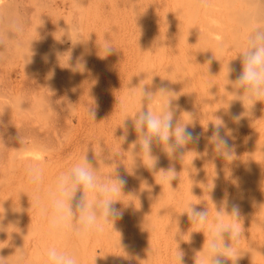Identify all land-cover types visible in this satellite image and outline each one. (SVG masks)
<instances>
[{
	"label": "rangeland",
	"instance_id": "obj_1",
	"mask_svg": "<svg viewBox=\"0 0 264 264\" xmlns=\"http://www.w3.org/2000/svg\"><path fill=\"white\" fill-rule=\"evenodd\" d=\"M201 3L200 0H0V112H3L0 135L5 143L0 142V205L5 210L0 214V256L7 258L5 264H16L21 251L24 264H45V252L50 246L74 253L78 264H179L178 247L185 253L184 264H195V256L199 264L206 254L202 243L208 236V228L196 224L194 227L187 216V207L192 203L201 209L208 206L211 224L225 198L230 205L239 203V223L244 228V237L236 245L244 257L237 264H264V103L257 102L249 114L251 103L245 100L243 105L231 83L242 70L239 54L246 47L248 35L255 27L264 28V0ZM202 9L209 15L213 13V21H219L213 24V33L217 34L213 35V47L211 42H201L206 38L199 31L200 40L196 37ZM190 14L198 15L195 18ZM108 46L114 50L106 56ZM200 46L212 53L204 55L212 56L205 58ZM185 60L189 66L183 63ZM209 85L210 90L206 88ZM142 87L153 93L160 88L173 93L164 97L157 92L147 105L146 101L141 102ZM169 97L175 99L172 105L176 108V118L188 124V130L199 139L187 145L186 151L190 152L183 161L170 159L160 147L154 146L153 155L159 159L151 171L147 167L151 166L150 159L143 156V161L139 156L134 159L139 146L133 148L138 137L132 119L141 108L148 107L161 114ZM90 108L94 118L89 114ZM233 116H240L238 123L233 121ZM219 117L232 130L229 142L234 146L233 161L217 157L208 141ZM19 136L27 149L23 159L17 158ZM85 154L102 179L115 170L126 180L124 195L117 197L122 202L115 205L123 212L122 218L115 221L114 227L109 222L103 233L85 239L68 232L51 233L48 217L42 213L49 202L48 193L54 188L57 176L81 162ZM29 165H39L44 170L39 188L28 182ZM169 166L176 167L178 173L176 180L171 181L173 185L160 179L162 173H154ZM37 195L39 203L35 201ZM227 210L231 211V207ZM221 218L226 222L233 219L227 214Z\"/></svg>",
	"mask_w": 264,
	"mask_h": 264
},
{
	"label": "clouds",
	"instance_id": "obj_2",
	"mask_svg": "<svg viewBox=\"0 0 264 264\" xmlns=\"http://www.w3.org/2000/svg\"><path fill=\"white\" fill-rule=\"evenodd\" d=\"M259 10H257V15ZM19 30V28H18ZM114 48H105L106 56L113 52ZM242 70L235 81H231L233 92L238 100H247L251 103L250 110L257 102L264 103V28L255 27L247 37V44L239 54ZM105 56V57H106ZM232 71L229 68V73ZM157 92L164 94L173 93L160 88ZM141 89V102L146 101L151 104L156 93ZM167 100L161 114L157 115L148 107L141 110L132 119V126L137 134V140L133 143V148L139 146V152L133 154L134 159L139 156L142 161L147 157L152 161L149 170H154L158 162V157L153 155V147H160L170 159H180L183 161L186 147L199 137H194L188 130V124L176 118V108L172 101ZM3 112H0L2 114ZM89 114L94 118V111L89 109ZM240 116H234L233 121L239 122ZM219 123L213 124L212 134L208 137L209 143L213 146L215 153L224 159L234 156V146L230 144L232 130L228 129L227 124L222 118H218ZM0 126L3 121L0 120ZM20 147L17 151V158L23 159L24 152L27 150L21 136H19ZM0 142L4 143L2 135ZM5 144V143H4ZM142 154V155H141ZM144 163V162H143ZM145 165V163H144ZM161 179L171 185V181L176 179L178 173L175 168L170 166L168 169H160ZM28 182L39 188L44 179V170L39 165H29L26 168ZM126 180L116 174L110 175L107 179H102L98 175L97 168H94L88 160L86 154L81 162L72 165L66 172L60 173L55 181L54 188L48 193V204L42 209V213L48 217L49 231L51 233L68 232L76 238L85 239L92 234H100L105 230V225L109 222L114 223L122 218L123 212L115 205L122 202L119 197L124 195L123 189ZM77 193H80L77 197ZM39 203L40 197H35ZM231 207V211L227 209ZM3 209L0 214L5 210ZM217 211V210H216ZM191 224H196L200 228L207 226L208 236L205 239L206 250L203 244L202 250L206 254L199 260V264H237L243 255L240 254L236 245L244 237V228L239 223L240 209L235 203H231L227 198L221 202L220 210L217 211L216 219L209 224V212L207 207L197 208L195 204L188 206L186 212ZM222 214H227L233 219L225 221L221 218ZM203 232V231H200ZM200 250V251H202ZM199 251V252H200ZM185 253L178 248L177 260L179 264H184ZM7 258L0 256V264H5ZM24 253L21 251L16 256V264H24ZM45 264H78V258L74 253L60 250L55 246H50L45 252ZM195 264H197L195 256Z\"/></svg>",
	"mask_w": 264,
	"mask_h": 264
},
{
	"label": "bare ground",
	"instance_id": "obj_3",
	"mask_svg": "<svg viewBox=\"0 0 264 264\" xmlns=\"http://www.w3.org/2000/svg\"><path fill=\"white\" fill-rule=\"evenodd\" d=\"M201 1H203V0H200V3H201ZM204 1H205V0H204ZM204 1H203L200 5H203V4H204ZM207 1H209V0H207ZM211 1H212V0H211ZM191 2H192V1H191ZM196 2H197V0H196ZM207 3H208V2H207ZM212 3H213V2H212ZM212 3L210 2V6H211ZM190 5H191V4H190ZM212 5H213V4H212ZM192 7H193V6H192ZM200 7H202V6H200ZM205 7H207V6H204V8H205ZM197 9H198V8H197ZM212 9H213V7L211 8V10H212ZM202 10H203V9H202ZM206 10H208V9H206ZM211 10H210V12H212ZM190 11H191V10H190ZM192 11H193V10H192ZM195 11H196V10H195ZM208 11H209V10H208ZM196 13H197V11H196ZM202 13H203V14H202ZM215 13H216V12H215ZM218 13H219V12H218ZM223 13H224V12H223ZM211 14H213V13H211ZM211 14H210V15H211ZM221 14H222V13H221ZM191 15H192V14H190V17H191ZM197 15H198V14H196V17H197ZM200 15H201V20H200V19H199V20H200L201 22H199V24L196 22L198 25H200V27L198 26V27H199V28H198L199 30L196 29V30H197L196 33H198V36L196 35V37L199 38V36H200V35H199V32H200V34H201L202 36H204V37L206 38V40H207V38H209L208 41H206L204 38H202L203 40H205V42H204V41H201V42L204 43V44H208V42H211V44H210V43H209V44H210V46L212 45V47H213L212 41H213V43H214L213 35L215 34V32L213 33V26H214L213 24H216V23L219 22L218 20L215 19L218 15H217V16L215 15V16H216V17L214 18L215 21H213V16H212V15L210 16L209 13H207V12L205 11V9L203 10V12H201ZM192 16H193V15H192ZM193 17H195V16H193ZM196 17H195V18H196ZM198 17H199V16H198ZM218 17H219V16H218ZM218 17H217V18H218ZM195 18H193V19H195ZM199 18H200V17H199ZM221 18H222V17H221ZM225 18H226V17H225ZM193 19H192V20H193ZM189 20H190V19H189ZM222 20H223V19H222ZM227 20H228V19H227ZM187 21H188V20H187ZM193 21L195 22L196 20H193ZM216 21H217V22H216ZM214 22H215V23H214ZM229 22H230V21H229ZM187 23H188V22H187ZM189 23H190V22H189ZM197 24H196V26H197ZM230 24H231V22H230ZM230 24H229V25H230ZM219 25H220V23H219ZM226 25H227V21H226ZM192 26H193V25H192ZM222 26H223V25H222ZM178 27H179V26H178ZM215 27H217V26H215ZM190 28H191V27L189 26V29H190ZM220 28H222V27H220ZM229 28H230V27H229ZM189 29H188V31H189ZM214 29H216V28H214ZM218 29H219V28H218ZM225 29H226V28H225ZM227 29H228V28H227ZM234 29H235V28H234ZM228 30H229V29H228ZM198 31H199V32H198ZM215 31H216V30H215ZM221 31H222V30H221ZM232 31H233V30H232ZM176 32H177V31H176ZM194 32H195V31H194ZM225 32H226V31H225ZM225 32H222V33H225ZM229 32H230V31H229ZM234 32H235V31H234ZM177 33H178V32H177ZM216 33H217V32H216ZM220 33H221V32H220ZM180 34H181V33H180ZM218 34H219V32H218ZM229 34H230V33H229ZM235 34H236V33H235ZM235 34H234V35H235ZM178 35H179V33H178ZM215 35H217V34H215ZM224 35H225V34H224ZM237 35H238V34H237ZM180 36H183V38H184V35H180ZM188 36H189V35H188ZM220 36H222V35H220ZM194 37H195V36H194ZM224 37H225V36H224ZM229 37H230V36H229ZM229 37L227 36L228 39H229ZM179 38H180V37H179ZM183 38H181V39H183ZM185 38H186V37H185ZM230 38H231V37H230ZM185 40H186V39H185ZM191 40H193V39H191ZM199 40H200V38H199ZM210 40H211V41H210ZM225 40H226V39H225ZM230 40H231V39H230ZM194 41H195V40H194ZM226 41H227V40H226ZM185 42H186V41H185ZM192 42H193V41H192ZM192 42H191V43H192ZM206 42H207V43H206ZM202 43H200V45H201ZM215 43H216V41H215ZM182 44H183V43H182ZM193 44H194V43H193ZM225 44H226V43H225ZM228 44H229V43H228ZM228 44H227V45H228ZM236 44H237V43H236ZM185 45H186V43H185ZM185 45H184V46H185ZM195 45H196V44H195ZM202 45H203V44H202ZM202 45H201V46H202ZM214 45H215V44H214ZM187 46H188V45H187ZM201 46H200V47H201ZM203 46H204V48H205V46H208V45H203ZM210 46H208V49L212 48V47H210ZM219 46H220V45H219ZM225 46H226V45H225ZM233 46H234V45H233ZM196 47H197V46H196ZM186 48H187V47H186ZM236 48H237V47H236ZM236 48H235V49H236ZM206 49H207V48H206ZM208 49H207V51L210 52V50H208ZM228 49H229V48H228ZM173 50H174V49H173ZM196 50H197V49H196ZM204 50H205V49H202V47H201L200 52H201V51H204ZM211 50H213V48H212ZM232 50H233V49H232ZM197 51L199 52V50H197ZM207 51H206V52H205V51H204V52H201V54H202V53H203V55H204V53L209 54ZM178 52H179V51H178ZM180 52H181V51H180ZM220 52H221V51H220ZM229 52H230V51H229ZM196 53H197V52H196ZM221 53H222V52H221ZM177 54H178V53H177ZM210 54H212V53H210ZM210 54H209V55H210ZM179 55H181V54H179ZM182 55H183V54H182ZM182 55H181V56H182ZM186 55H187V54H186ZM205 55H206V54H205ZM205 55H204V56H205ZM173 56H174V53H173ZM187 56H188V55H187ZM196 56H197V55H196ZM207 56H208V55H206L205 58H207ZM211 56H212V55H211ZM211 56H208V57H211ZM168 57H169V56H168ZM184 57H185V56H184ZM188 57H189V56H188ZM193 57H194V56H193ZM219 57H220V56H219ZM219 57H218V58H219ZM153 58H154V57H153ZM200 58H201V56H200ZM202 58H203V57H202ZM212 58H213V57H212ZM227 58H228V57H227ZM160 59H161V58H160ZM160 59H159V60H160ZM167 59H168V58H167ZM195 59H197V58H195ZM234 59H235V58H234ZM161 60H162V59H161ZM180 60H181V59H180ZM189 60H190V59H189ZM203 60H204V59H203ZM148 61H149V60H148ZM148 61H147V62H148ZM166 61H167V60H166ZM173 61H174V60H173ZM205 61H206V60H205ZM207 61H208V60H207ZM216 61H217V60H216ZM237 61H238V60H237ZM237 61H236V62H237ZM203 62H204V61H203ZM223 62H224V61H223ZM223 62H222V63H223ZM233 62H234V61H233ZM177 63H178V62H177ZM183 63H185L186 65L189 66L188 62L186 63V60H185V62L183 61ZM197 63H198V61H197ZM208 63H210V62H208ZM225 63H226V62H225ZM239 63H240V62H239ZM155 64H156V63H155ZM159 64H160V63H159ZM181 64H182V63H181ZM202 64H203V63H202ZM229 64H230V62H229ZM177 65H178V64H177ZM186 65H184V66H186ZM193 65H194V64H193ZM204 65H205V64H203V66H204ZM206 65H207V64H206ZM206 65H205V67L208 66V65H207V66H206ZM217 65H218V64H217ZM150 66H151V65H150ZM152 66H153V65H152ZM163 66H164V65H163ZM188 66H187V68L189 69ZM196 66H197V65H196ZM209 66H210V65H209ZM209 66H208V67H209ZM218 66H219V65H218ZM236 66H237V65H236ZM173 67H174V66H173ZM179 67H180V66H179ZM223 67H224V66H223ZM239 67H240V66H239ZM147 68H148V67H147ZM150 68H151V67H150ZM154 68H155V67H154ZM177 68H178V66H177ZM190 68H191V67H190ZM203 69H204V68H203ZM206 69H207V68H206ZM238 69H239V68H238ZM146 70H147V69H146ZM152 70H153V69H152ZM162 70H163V69H162ZM193 70H194V69H193ZM234 70H236V69L234 68ZM175 71H176V70H175ZM220 71H221V70H220ZM220 71H219V72H220ZM223 71H224V70H223ZM156 72H157V71H156ZM167 72H168V71H167ZM194 72H196V71H194ZM203 72H204V71H203ZM205 72H206V71H205ZM227 72H228V71H227ZM231 72H232V71H231ZM191 73H192V72H191ZM235 73H236V72H235ZM181 74H182V73H181ZM194 74H195V73H194ZM151 75H152V74H151ZM151 75H150V76H151ZM201 75H202V74H201ZM203 75H204V74H203ZM210 75H211V73H210ZM222 75H223V74H222ZM230 75H231V74H230ZM169 76H170V75H169ZM228 76H229V75H228ZM152 77H153V76H152ZM177 77H179V76H177ZM194 77H195V76H194ZM199 77H200V76H199ZM207 77H208V76H207ZM203 78H205V77H202V79H203ZM209 78H210V77H209ZM224 78H225V77H224ZM183 79H184V78H183ZM188 79H189V78H188ZM230 79H231V78H230ZM154 80H155V79H154ZM173 80L175 81L176 79H173ZM181 81H182V80H181ZM190 81H191V80H190ZM170 82H171V81H170ZM203 82H204V81H203ZM207 82H208V81H207ZM209 82H210V81H209ZM182 83H183V81H182ZM188 83H189V81H188ZM199 83H200V82H199ZM227 83H228V82H227ZM174 84H175V83H174ZM180 84H181V83H180ZM189 84H190V83H189ZM189 84H188V85H189ZM192 84H193V83H192ZM201 84H202V83H201ZM210 84H211V83H210ZM224 84H225V83H224ZM225 85H226V84H225ZM173 86H174V85H173ZM190 86H191V85H190ZM193 86H194V85H193ZM198 86H199V85H198ZM230 86H231V85H230ZM165 87H166V86H165ZM177 87H178V86H177ZM182 87H183V86H182ZM188 87H189V86H188ZM194 87H195V86H194ZM202 87H203V86H202ZM202 87H201V88H202ZM209 87H210V85H209L208 87H206V88H208V89L210 90L211 87H210V88H209ZM142 88H143V87H142ZM166 88H167V87H166ZM189 88H190V87H189ZM199 88H200V87H199ZM212 88H213V87H212ZM224 88H225V87H224ZM184 89H185V88H184ZM215 89H216V88H215ZM215 89H214V91L212 90V92H214V94H213L214 96H215V94H216L215 91L217 90V89H216V90H215ZM230 89H231V88H230ZM192 90H193V89H192ZM228 90H229V89H228ZM148 91H149V90H148ZM201 91H202V90H201ZM203 91H204V90H203ZM203 91H202V94H203ZM220 91H221V90H220ZM226 91H227V90H226ZM186 92H187V91H186ZM188 92H189V91H188ZM208 92L210 93V91H208ZM224 92H225V91H224ZM179 93H180V92H179ZM197 93H198V92H197ZM200 93H201V92H200ZM200 93H199V94H200ZM227 93H228V92H227ZM161 95H162V94H161ZM166 95H167V94H166ZM204 95H205V94H204ZM206 95H207V94H206ZM229 95H230V94H229ZM163 96H164V95H163ZM177 96H178V95H177ZM186 96H187V95H186ZM208 96H209V95H208ZM211 96H212V95H211ZM227 96H228V95H227ZM231 96H232V95H230V97H231ZM164 97H165V96H164ZM200 97H201V96H200ZM204 97H205V96H204ZM212 97H213V96H212ZM216 97H218V96H216ZM161 98H162V97H161ZM197 98H198V96H197ZM197 98H196V99H197ZM209 98H210V97H209ZM223 98H224V97H223ZM223 98H222V99H223ZM215 99H216V98H215ZM226 99H227V98H226ZM174 100H175V99H174ZM203 100H204V99H203ZM213 100H214V99H213ZM179 101H180V100H179ZM188 101H189V100H188ZM196 101H198V100H196ZM201 101H202V100H201ZM221 101H222V100H221ZM224 101H225V100H224ZM227 101H228V100H227ZM227 101H226V102H227ZM185 102H186V101H185ZM203 102H207V101H203ZM235 102H236V101H235ZM164 103H165V101H164ZM180 103H181V102H180ZM187 103H189V102H187ZM201 103H202V102H201ZM220 103H221V102H220ZM220 103H219V104H220ZM183 104H184V103H183ZM215 104H216V103H215ZM149 105H150V104H149ZM188 105H189V104H188ZM225 105H226V104H225ZM153 106H154V105H153ZM157 106H158V105H157ZM162 106H163V104H162ZM178 106H179V105H178ZM242 106H243V105H242ZM149 107H150V106H149ZM182 107H183V106H182ZM189 107H190V106H189ZM215 107H216V106H215ZM217 107H218V106H217ZM221 107H222V106H221ZM245 107H246V106H245ZM243 108H244V107H243ZM190 109H191V108H190ZM208 109H209V108H208ZM156 110H157V109H156ZM188 110H189V109H188ZM203 110H204V109H203ZM203 110H202V112H203ZM214 110L216 111V109H214ZM222 110H223V108H222ZM191 111H192V110H191ZM208 111H209V110H208ZM208 111H207V112H208ZM212 111H213V110H212ZM212 111H211V112H212ZM238 111H240V110H238ZM158 112H159V111H158ZM161 112H162V111H161ZM216 112H217V111H216ZM208 113H209V112H208ZM219 113H220V112H219ZM219 113H218V114H219ZM232 113H233V112H232ZM204 114H206V113H204ZM210 114H211V113H210ZM214 114H215V113H214ZM194 115H195V114H194ZM230 115H231V114H230ZM245 115H246V114H245ZM177 116H178V114H177ZM183 116H184V115H183ZM188 116H189V115H188ZM198 116H199V115H198ZM201 116H203V115H201ZM204 116H205V115H204ZM209 116H210V115H209ZM211 116H212V115H211ZM240 116H241V115H240ZM189 117H190V116H189ZM213 117H214V116H213ZM213 117H212V118H213ZM233 117H234V116H233ZM244 117H245V116H244ZM179 118H180V117H179ZM198 118H199V117H198ZM204 118H205V117H204ZM214 118H215V117H214ZM219 118H220V117H219ZM242 118H243V117H242ZM242 118H241V119H242ZM245 118H246V117H245ZM177 119H178V117H177ZM187 119H188V118H187ZM194 119H195V118H194ZM243 119H244V118H243ZM199 120H200V119H199ZM217 120H218V119H217ZM224 121H225V120H224ZM245 121H246V120H245ZM245 121H244V122H245ZM189 122H190V118H189ZM242 122H243V121H242ZM183 123H184V122H183ZM200 123H201V122H200ZM216 123H217V122H216ZM231 123H232V122H231ZM196 124H197V123H196ZM198 124H199V123H198ZM232 124H233V123H232ZM234 124H235V123H234ZM202 125H203V124H202ZM208 125H210V124H208ZM234 126H235V125H234ZM236 126H237V125H236ZM189 128H190V127H189ZM201 128H203V127L201 126ZM206 128H207V127H206ZM206 128H205V129H206ZM200 130H201V129H200ZM196 131H197V130H196ZM209 131H210V130H209ZM209 131H208V132H209ZM194 132H195V131H194ZM200 133H201V131H200ZM202 133H203V132H202ZM204 133H205V132H204ZM200 135H201V134H200ZM195 136L197 137V135H194V137H195ZM204 136H205V135H204ZM206 136H207V135H206ZM202 138H203V137H202ZM242 139H243V138H242ZM243 140H244V139H243ZM240 141H241V140H240ZM196 142H197V141H196ZM205 142H206V140H205ZM237 142H238V141H237ZM230 143H231V142H230ZM240 143H241V142H240ZM201 144H202V142H201ZM237 144H238V143H237ZM193 145H194V144H193ZM197 145H198V144H197ZM206 145H207V142H206ZM208 145H209V144H208ZM188 146H189V145H188ZM206 147H208V146H206ZM211 147H212V146H211ZM200 148H201V147H200ZM155 149H156V148H155ZM186 149H187V148H186ZM211 149H212V148H211ZM239 149H240V148H239ZM192 150H193V148H192ZM192 150H191V151H192ZM198 150H199V149H198ZM207 150H208V149H207ZM153 151H154V150H153ZM193 151H194V150H193ZM188 152H190V150H189ZM206 152H207V151H206ZM197 153L199 154V151H197ZM200 153H201V152H200ZM159 154H160V153H159ZM162 154H163V153H162ZM198 154H197V156H198ZM208 154H209V153H208ZM186 155H187V154H186ZM188 155H189V154H188ZM192 155H194V154H192ZM209 155L212 156L211 154H209ZM163 156H164V155H163ZM216 156L218 157V155H216ZM188 157H190V156H188ZM237 157H238V156H237ZM145 158H146V157H145ZM190 158H191V157H190ZM202 158H204V157H202ZM210 158H211V157H210ZM210 158H209V159H210ZM161 159H162V158H161ZM186 159H187V158H186ZM197 159H198V158H197ZM230 159H231V158H230ZM238 159H239V158H238ZM190 160H191V159H190ZM190 160H189V161H190ZM192 160H193V156H192ZM198 160H199V159H198ZM207 160H208V159H207ZM210 160H211V159H210ZM231 160H232V159H231ZM187 161H188V160H187ZM187 161H186V163H187ZM193 161H194V160H193ZM223 161H224V159H223ZM232 161H233V160H232ZM237 161H238V160H237ZM198 162H199V161H198ZM198 162H197V163H198ZM210 162H211V161H210ZM214 162H215V161H214ZM239 162H240V161H239ZM150 163H151V162H150ZM189 163H190V162H189ZM204 163H205V162H204ZM221 163H222V162H221ZM194 164H195V163H194ZM201 164H202V163H201ZM201 164H200V166H201ZM219 164H220V163H219ZM235 164H236V163H235ZM159 165H160V164H159ZM175 165H176V163H175ZM186 165H187V164H186ZM203 165H204V164H203ZM221 165H222V164H221ZM225 165H226V164H225ZM237 165H238V164H237ZM188 166H189V165H188ZM191 166H192V164H191ZM200 166L198 167L199 169H200ZM204 166H205V165H204ZM222 166H223V165H222ZM222 166L220 167V168H221V169H220L221 172L223 171V170H222ZM238 166H239V165H238ZM246 166H247V165H246ZM149 167H150V166H149ZM169 167H170V166H169ZM205 167H206V166H205ZM175 168H176V167H175ZM181 168L183 169V167H181ZM194 168H195V165H194ZM215 168H216V167H215ZM223 168H224V167H223ZM161 169H162V168H161ZM167 169H168V168H167ZM212 169H213V167H212ZM175 170H176V169H175ZM191 170H192V169H191ZM205 170H206V168H205ZM216 170H217V169H216ZM148 171H149V170H148ZM151 171H152V170H151ZM182 171H184V170H182ZM195 171H196V170H195ZM233 171H234V170H233ZM146 172H147V171H146ZM189 172H190V171H189ZM192 172H193V171H192ZM204 172H206V171H204ZM214 172H215V171H214ZM214 172H212L213 175H214ZM181 174H183V173H181ZM190 174H191V173H190ZM204 174L206 175V173H204ZM215 174H216V173H215ZM150 175H151V174H150ZM152 175H153V174H152ZM179 175H180V173H179ZM184 175H185V174H184ZM194 175H195V174H194ZM197 175H198V174H197ZM199 175H200V174H199ZM217 175H218V174H217ZM221 175H222V174H221ZM243 175H244V174H243ZM185 176H186V175H185ZM210 176H211V175H210ZM187 177H188V176H187ZM199 177H200V176H199ZM216 177H217V176H216ZM225 177H226V176H225ZM148 178H149V177H148ZM151 178H152V177H151ZM191 178H192V177H191ZM202 178H203V177H202ZM205 178H206V176H205ZM207 178H208V177H207ZM160 179H161V178H160ZM179 179H180V177H179ZM186 179H188V178H186ZM186 179H185V180H186ZM212 179H214V178H212ZM147 180H148V179H147ZM151 180H152V179H151ZM153 180H154V178H153ZM175 180H176V179H175ZM199 180H200V178H199ZM202 180H203V179H202ZM244 180H245V178H244ZM178 181H179V180H178ZM178 181H177V183H178ZM134 182H135V181H134ZM151 182H152V181H151ZM180 182H181V181H180ZM135 183H136V182H135ZM138 183H139V182H138ZM138 183H137V184H138ZM141 183H142V181H141ZM148 183H149V182H148ZM165 183H166V182H165ZM171 183H172V182H171ZM173 183H174V182H173ZM173 183H172V185H173ZM197 183H198V182H197ZM207 183H208V182H207ZM209 183H210V181H209ZM209 183H208V184H209ZM213 183H214V182H213ZM219 183H220V182H219ZM244 183H245V182H244ZM258 183H259V182H257V184H258ZM130 184H131V183H130ZM184 184H185V183H184ZM187 184H188V183H187ZM187 184H186V187H187ZM174 185H175V184H174ZM176 185H177V184H176ZM188 185H190V184H188ZM235 185H236V184H235ZM147 186H148V184H147ZM159 186H160V185H159ZM180 186H181V185H180ZM205 186H207V185H205ZM208 186H210V185H208ZM212 186H213V185L211 184L210 188H211ZM219 186H220V184H219ZM132 187H133V184H132ZM148 187H149V186H148ZM167 187H169V185H168ZM172 187H173V186H172ZM195 187H196V186H195ZM200 187H201V186H200ZM216 187H217V186H216ZM255 187H256V186H255ZM177 188H178V187H177ZM180 188H181V187H180ZM183 188L185 189V187H183ZM197 188H198V187H197ZM249 188H250V187H249ZM175 189H176V188H175ZM184 189H183V190H184ZM194 189H195V188H194ZM211 189H212V188H211ZM211 189L209 190V188H208V190H209L210 193H212V192H211ZM169 190H170V189H169ZM186 190H188V187L186 188ZM195 190H196V189H195ZM202 190H203V188H202ZM235 190H236V189H235ZM256 190H257V189H256ZM123 191H124V190H123ZM162 191H163V190H162ZM253 191H254V190H253ZM136 192H138V191H136ZM139 192H140V191H139ZM174 192H175V191H174ZM179 192H180V191H179ZM195 192H196V191H194V193H195ZM200 192H201V191H200ZM206 192H207V191H206ZM215 192H218V191L216 190ZM220 192H221V190H220ZM255 192H256V191H255ZM185 193H186V192H185ZM185 193H184V194H185ZM194 193H193V194H194ZM218 193H219V192H218ZM166 194H168V192H167ZM172 194H173V192H172ZM176 194H177V193H176ZM184 194H183V195H184ZM250 194H251V193H250ZM259 194H260V193H259ZM168 195H169V194H168ZM178 195H179V193H178ZM216 195H217V194H216ZM243 195H244V193H243ZM262 195H263V194H262ZM165 196H166V195H165ZM194 196H197V195L195 194ZM194 196H193V197H194ZM221 196H223V195H221ZM226 196H227V195H226ZM235 196H236V195H235ZM235 196H234V197H235ZM238 196H239V195H238ZM252 196H253V195H252ZM166 197H167V196H166ZM179 197H180V196H179ZM179 197H178V198H179ZM184 197H185V196H184ZM187 197H188V196H187ZM198 197H199V195H198ZM198 197H197V198H198ZM216 197H218V196H216ZM234 197H232V198H234ZM249 197H250V196H249ZM249 197H248V198H249ZM259 197H261V196H259ZM262 197L264 198V196H262ZM159 198H160V197H159ZM170 198H171V197H170ZM189 198H190V197H189ZM218 198H219V197H218ZM230 198H231V197H230ZM239 198H240V197H238V199H239ZM174 199H175V198H174ZM187 199H188V198H187ZM202 199H203V198H202ZM234 199H235V198H234ZM240 199H241V198H240ZM244 199H245V198H244ZM250 199H251V198H250ZM200 200H201V199H200ZM212 200H213V199H212ZM232 200H233V199H232ZM236 200H237V199H236ZM248 200H249V199H248ZM263 200H264V199H263ZM157 201H158V200H157ZM183 201H184V200H183ZM185 201H186V200H185ZM194 201H196V200H194ZM230 201H231V200H230ZM242 201H243V198H242ZM244 201H246V200H244ZM252 201H253V200H252ZM260 201H261V200H260ZM212 202H213V201H211V203H212ZM236 202H237V201H236ZM236 202H234V203H236ZM240 202H241V201H240ZM253 202H254V201H253ZM258 202H259V201H258ZM164 203H165V202H164ZM167 203H168V200H167ZM171 203H172V202H171ZM173 203H174V202H173ZM188 203H189V202H188ZM211 203H210V204H211ZM247 203H249V202L247 201ZM251 203H252V202H251ZM168 204H169V203H168ZM168 204H167V205H168ZM192 204H193V203H192ZM204 204H205V203H204ZM236 204L239 205V203H236ZM262 204H263V202H262ZM177 205H178V204H177ZM180 205H181V204H180ZM208 205H209V204H208ZM212 205H213V203H212ZM216 205H217V204H216ZM149 206H150V205H149ZM160 206H161V205H160ZM172 206H173V205H172ZM174 206H175V205H174ZM184 206H185V205H184ZM184 206H183V207H184ZM202 206H203V205H202ZM204 206H205V205H204ZM214 206H215V205H214ZM249 206H250V205H249ZM259 206H260V205H259ZM185 207H186V206H185ZM198 207H199V206H198ZM207 207H208V206H207ZM261 207H262V206H260V208H261ZM155 208H156V207H155ZM172 208H173V207H172ZM187 208H188V207H187ZM208 208H209V207H208ZM210 208H211V207H210ZM217 208H218V207H217ZM260 208H259V209H260ZM200 209H201V208H200ZM215 209H216V208H215ZM218 209L220 210V208H218ZM253 209H254V208H253ZM148 210H149V209H148ZM155 210H156V209H155ZM155 210H154V212H155ZM247 210H249V208H248ZM165 211H166V210H165ZM171 211H172V210H171ZM181 211H182V210H181ZM255 211H256V210H255ZM257 211H258V210H257ZM151 212H152V211H151ZM215 212H216V211H215ZM246 212H248V211H246ZM252 212H253V211H252ZM158 213H159V212H158ZM161 213H162V212H161ZM184 213H185V212H184ZM155 214H156V213H155ZM181 214H183V213H181ZM185 214H186V213H185ZM185 214H184V215H185ZM210 214H211V213H210ZM247 214H248V213H247ZM162 215H163V214H162ZM245 215H246V214H245ZM179 216H180V215H179ZM183 217H184V216H183ZM211 217H213V216H211ZM223 217H224V216H223ZM247 217H248V216H246V219H248ZM181 218H182V217H181ZM225 218H226V217H225ZM257 218H258V217H257ZM257 218H255V219L257 220ZM260 218H261V217H259V219H260ZM153 219H154V218H153ZM252 219H254V217H253ZM261 219H262V218H261ZM250 220H251V219H250ZM177 221H178V220H177ZM213 221H214V220H213ZM213 221H212V222H213ZM228 221H229V220H228ZM248 221H249V220H248ZM263 221H264V220H263ZM148 222H149V221H148ZM148 222H147V223H148ZM150 222H151V221H150ZM166 222H167V221H166ZM175 222H176V221H175ZM212 222H211V223H212ZM183 223H184V222H183ZM246 223H247V222H246ZM253 223H254V222H253ZM262 223H263V222H262ZM165 224H166V223H165ZM250 224H251V223H250ZM194 225H195V224H193V226H194ZM256 226H258V223L256 224ZM149 227H151V226H149ZM171 227H172V226H171ZM194 227H196V226H194ZM198 227H199V226H198ZM248 227H249V226H248ZM192 228H193V227H192ZM253 229H254V228H253ZM257 229H258V228H257ZM142 230H143V229H142ZM142 230H141L140 232H142ZM163 230H164V229H163ZM163 230H161V231H163ZM174 230H175V229H174ZM185 230H186V228H185ZM192 230H194V229H192ZM177 231H178V230H177ZM180 231H181V230H179V232H180ZM183 231H184V230H183ZM188 231H190V230L188 229ZM204 231H205V230H204ZM179 232H178V234H179ZM184 232H185V231H184ZM257 232H258V231H257ZM192 233H193V232H192ZM188 234H189V233H188ZM202 234H203V232H202ZM206 234H208V232H206ZM148 235H149V234H148ZM181 235H182V234H181ZM186 235H187V233H186ZM197 235H198V234H197ZM250 235H251V234H250ZM139 236H140V235H139ZM149 236H151V235H149ZM188 236H189V235H188ZM188 236H186V237H188ZM190 236H194V235L191 234ZM203 236L205 237V235H203ZM146 237H147V236H146ZM166 237H167V236H166ZM253 237H254V236H253ZM142 238H143V237H142ZM149 238H150V237H149ZM181 238H182V237H181ZM198 238H199V237H198ZM250 238H251V237H250ZM144 239H145V238H144ZM175 239H176V238H175ZM201 239H202V238H201ZM201 239H200V240H201ZM257 239H258V238H257ZM140 240H141V238H140ZM159 240H160V239H159ZM255 240H256V239H255ZM259 240H260V239H259ZM194 241H195V240H194ZM194 241H193V242H194ZM196 241H197V240H196ZM146 242H147V241H146ZM148 242H149V241H148ZM164 242H165V241H164ZM186 242H187V241H186ZM203 242H204V241H203ZM250 242H251V241H250ZM258 242H259V241H257L256 243H258ZM176 243H177V242H176ZM181 243H182V242H181ZM194 243H195V242H194ZM205 243H206V242H205ZM259 243H260V242H259ZM263 243H264V242H263ZM139 244H140V243H139ZM141 244H142V243H141ZM166 244H167V243H166ZM179 244H180V243H179ZM184 244H185V243H184ZM186 244H187V243H186ZM191 244H192V243H191ZM198 244H199V243H198ZM202 244H204V243H202ZM241 244H242V243H241ZM251 244H252V243H251ZM164 245H165V244H164ZM200 245H201V242H200ZM205 245H206V244H205ZM254 245H255V244H254ZM125 246H126V245H125ZM147 246H148V245H147ZM176 246H177V244H176ZM179 246H180V245H179ZM182 246H183V245H182ZM186 246H187V245H186ZM191 246H194V245H191ZM196 246H197V242H196ZM258 246H259V245H258ZM116 247H117V246H116ZM129 247H130V246H128V248H129ZM183 247H184V246H183ZM199 247H200V246H199ZM205 247H206V246H204V248H205ZM245 247H246V245H245ZM252 247H253V246H252ZM123 248H124V246H123ZM134 248H135V247H134ZM178 248H179V247H178ZM190 248H191V247H190ZM190 248H189V249H190ZM240 248H241V247H240ZM259 248H260V247H259ZM138 249H139V248H138ZM145 249H146V248H145ZM193 249H195V248H193ZM197 249L199 250V248H197ZM257 249H258V248H257ZM140 250H141V249H140ZM254 250H255V248H254ZM254 250H253V251H254ZM190 251H191V250H190ZM194 251H195V250H194ZM194 251L192 250V252H194ZM249 251H251V250L249 249ZM130 252H131V251H130ZM158 252H160V250H158ZM131 253H132V252H131ZM140 253H141V252H140ZM195 253H196V252H195ZM200 253H203V252H200ZM244 253H245V252H244ZM257 253H258V252H257ZM134 254H135V253H134ZM136 254H137V253H136ZM189 254H190V253H189ZM198 254H199V253H198ZM240 254H241V252H240ZM242 254H243V253H242ZM247 254H248V253H247ZM158 255H159V254H158ZM199 255H201V254H199ZM204 255H205V254H204ZM251 255H252V254H251ZM122 256H123V255H122ZM256 256H257V255H256ZM256 256H255V257H256ZM263 256H264V254H263ZM106 257H107V256H106ZM110 257H111V256H110ZM135 257H136V256H135ZM192 257H193V255H192ZM198 257H201V256H198ZM198 257H197V258H198ZM243 257H244V256H243ZM255 257H254V258H255ZM258 257H259V255H258ZM190 258H191V257H190ZM240 258H241V257H240ZM254 258H253V259H254ZM124 259H125V258H124ZM133 259H134V258H133ZM245 259H246V258H245ZM247 259H248V258H247ZM256 259H257V258H256ZM259 259H260V258H259ZM138 260H139V259H138ZM189 260H190V262H191V259H189ZM199 260H200V259H199ZM251 260H252V259H251ZM131 261H132V260H131ZM192 261H193V260H192ZM197 261H198V260H197ZM247 261H249V260H247ZM247 261H246V262H247ZM257 261L259 262V260H257ZM257 261H256V262H257ZM261 261H262V260H261ZM123 263H124V262H123ZM137 263H139V261H138ZM193 263H194V261H193ZM197 263H198V262H197ZM250 263H251V262H250ZM188 264H190V263L188 262Z\"/></svg>",
	"mask_w": 264,
	"mask_h": 264
}]
</instances>
